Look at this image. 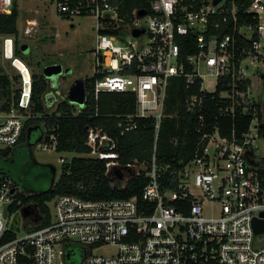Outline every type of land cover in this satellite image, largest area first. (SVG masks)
<instances>
[{
    "label": "built area",
    "instance_id": "2783aa9c",
    "mask_svg": "<svg viewBox=\"0 0 264 264\" xmlns=\"http://www.w3.org/2000/svg\"><path fill=\"white\" fill-rule=\"evenodd\" d=\"M54 1L63 18L95 21V100L104 92L134 95V113L119 116L122 134L136 129L138 119L153 118L157 136L162 119L171 116L165 100L173 78H183L186 88L197 84V95L187 96L184 108L200 122L204 97L216 101L220 116L242 115L250 122L230 138L217 127L203 129L188 161H161L154 145L149 161L124 167L112 138L88 128L87 156L105 160L113 180L126 182L144 172L142 201L60 195L49 225L23 233L18 226L6 242L13 218L29 205L20 206L19 185L0 177V264H66L65 247L71 244L81 248L80 264H264V240L257 241L264 235L253 228L254 219H264V161L256 147L264 133V0H147V8L128 12L123 9L130 0ZM12 3L0 0V10ZM190 34L195 50L182 55L180 38ZM3 53L13 56L11 39L4 38ZM20 64L17 107L0 112L3 149L16 146L25 121L35 117L32 73ZM206 79L213 81L212 90L205 88ZM40 128L45 131V122ZM54 131L53 126L48 141L41 138L36 148L56 152ZM12 206L17 209L11 214ZM105 247L114 251L96 253Z\"/></svg>",
    "mask_w": 264,
    "mask_h": 264
},
{
    "label": "trees",
    "instance_id": "16d2710c",
    "mask_svg": "<svg viewBox=\"0 0 264 264\" xmlns=\"http://www.w3.org/2000/svg\"><path fill=\"white\" fill-rule=\"evenodd\" d=\"M133 7L147 8V0H130L123 10L128 12ZM17 19L16 1H13L9 10H0V36L14 38L13 56L22 60L27 55L18 44ZM194 37L190 34L180 38L182 55L195 50ZM52 40L53 38L50 39ZM95 79V77L85 78L86 101L83 108L78 109L79 106L70 104L67 100H59L56 102L54 111L48 113L44 100L49 88L47 80L42 75L32 74L30 112L35 117L25 121L16 146L0 149V157L10 156L13 149L20 144H23L22 147L25 148L27 131L41 127L42 122H45L42 139L48 141L50 128L54 126L53 134L57 139L55 151L78 156H73L61 164V174L58 180L54 182L52 188L49 187L44 191L32 190L15 174L6 175L22 189L17 196L20 206L29 205L35 217L40 220L37 226H27L26 231L28 232L50 224L51 211L48 203L60 195H73L93 201L137 197L140 202L142 201L141 192L147 182L144 172L131 176L126 182H121L112 179L113 171L106 173L105 160L79 157L90 153V148L86 146L88 128H101L112 138L115 144L112 151L117 154L120 167H124L133 161L138 163L149 161L154 145H156L158 159L161 161H188L194 153L203 129L207 131L212 127H217L223 137L230 138L232 130L238 135L247 129L250 122V118L242 115L234 118L220 116L216 101H211L210 97H204V107L201 112L203 121L200 122L197 115L188 113L184 108L185 98L189 95H197V84L186 88L183 78H173L169 83L165 100L166 113L171 116L162 119L157 136L153 118L138 119L136 129L122 134L118 127L119 116L134 113L135 97L130 93L104 92L100 93L95 100L93 95ZM18 80L19 76H10L0 71V112L9 111L12 106L17 107L19 89L15 88V84ZM16 209V206H12L10 213H15ZM15 237V230H9L2 242L13 240ZM75 250H78L82 258L80 246L71 244L70 247H65V251L70 255H75ZM74 257L69 260L64 257L65 263L78 264Z\"/></svg>",
    "mask_w": 264,
    "mask_h": 264
},
{
    "label": "rangeland",
    "instance_id": "374dc122",
    "mask_svg": "<svg viewBox=\"0 0 264 264\" xmlns=\"http://www.w3.org/2000/svg\"><path fill=\"white\" fill-rule=\"evenodd\" d=\"M18 6L17 24L19 28L18 44L26 45L29 50L26 53L25 59H17L13 56L7 59L2 53L3 42L0 39V71L10 75L18 76L16 67L13 65L14 59L21 61L27 68H30L31 73L43 76V68L60 63L62 65V74L59 78L50 79L47 81L48 86L52 90H58L59 96H56L54 104L47 105L48 113L55 109L56 102L61 100L66 94L70 85L75 80L90 78L93 75L95 67L94 51L96 47L97 33L94 29L95 21L92 18H62L55 9L54 0H13ZM33 22V23H32ZM31 23V24H30ZM27 30V31H26ZM12 40L13 48L15 40L11 37H6ZM53 38L52 41L50 39ZM23 50V47H22ZM66 70V71H64ZM56 84L58 86H56ZM204 86L207 90L214 88V83L211 79L204 81ZM21 83L15 84V88L19 89ZM59 87V89L57 88ZM38 133H34L31 143L37 139ZM258 150V158L264 161V138L260 137L256 142ZM3 149V148H0ZM14 160V165L0 158V169L11 168L15 175L26 185L33 186L36 181L40 185L36 190H46L50 186L51 174L47 165L55 167L56 182L61 174L60 158L65 161L70 160L73 156H78L70 153H57L52 150H41L36 145L32 148V155L29 154L26 148L21 147ZM79 157L88 158L87 155ZM91 158V157H90ZM42 165H46L45 167ZM28 167V168H27ZM46 169L48 175H46ZM37 183V182H36ZM32 184V185H31ZM33 190H35L33 186ZM52 202L48 203L52 209ZM21 220V219H20ZM23 221V220H22ZM40 220L27 221L23 227H20V233L26 226H37ZM264 239L257 238V241ZM114 250L109 247L99 249L98 254H109ZM74 259L78 264L81 263V257L78 250H75Z\"/></svg>",
    "mask_w": 264,
    "mask_h": 264
},
{
    "label": "water",
    "instance_id": "95a60500",
    "mask_svg": "<svg viewBox=\"0 0 264 264\" xmlns=\"http://www.w3.org/2000/svg\"><path fill=\"white\" fill-rule=\"evenodd\" d=\"M215 3H217V0L215 1ZM144 12H139L140 16H143ZM139 33V31H134L133 32V36H137ZM22 49V48H21ZM24 53L28 52V48L27 46L23 47L22 50ZM62 65L60 63H55V64H51L48 65L46 67L43 68V77L48 81V80H52V79H56L59 78L62 74H64V72H62ZM66 71V70H64ZM56 86H58L56 84ZM59 89V87H57ZM57 96L60 95V92L58 90H56ZM85 88H84V82L80 79V80H75L69 87V89L67 90L66 94L63 96V98H61L62 100H67L70 104L79 106V107H83L84 106V102H85ZM40 127L34 128V129H30L27 131V142L28 145H36L37 143H39L41 141V137L37 138L34 143L30 142V137H31V133L35 130H39ZM263 137H264V133H263ZM27 145V146H28ZM28 148V147H27ZM29 152V149H28ZM17 154H21V151H19V153ZM30 154V153H29ZM1 158V157H0ZM42 166H46V165H42ZM46 167L48 168H52V179L50 181V188L53 187L54 185V180H55V167L51 166V165H47ZM4 214H7V205L4 206ZM27 214L26 212V208H24L23 210H21L12 220L11 223V229H15L16 231L19 230V221L20 219H22L23 217H25V215ZM264 215V214H263ZM253 228H254V233L256 235H264V219L260 220V219H254L253 220ZM65 258L68 260L69 258V254L66 253Z\"/></svg>",
    "mask_w": 264,
    "mask_h": 264
},
{
    "label": "flooded vegetation",
    "instance_id": "af4514ba",
    "mask_svg": "<svg viewBox=\"0 0 264 264\" xmlns=\"http://www.w3.org/2000/svg\"><path fill=\"white\" fill-rule=\"evenodd\" d=\"M51 91H53L54 92V95H55V98H56V96H57V93H56V90H51ZM47 94H48V96H50L51 94H52V92H48L47 91ZM52 96V95H51ZM54 100V99H53ZM62 100V99H61ZM64 100V99H63ZM34 133H38V137L37 138H39V137H42V129L40 128L39 130H35V131H33L32 133H31V137H30V142L32 141L31 139H32V137H33V135H34ZM27 145H28V142H27ZM23 146V144H20V145H18L17 147H15L14 149H13V151H12V153H11V155L10 156H8V157H1V159L2 160H4V161H7V162H9L11 165H13V166H15L14 165V160H15V157L17 156L16 155V151L19 149V148H21ZM35 145H28V146H26L25 148L27 149V151H28V149H29V153L32 155V148L34 147ZM28 147V148H27ZM43 167V166H42ZM45 167V166H44ZM28 168V167H27ZM48 168V167H47ZM48 170L50 171V174H51V179H52V168H48ZM48 170L46 169V175L47 176H49L48 174ZM8 174H15L14 173V171H13V169H11V168H8V169H5V168H1L0 169V177H2V176H6V175H8ZM37 182V183H36ZM35 182V184H33V186H34V188L35 189H38V187L40 186L39 184H38V181H36ZM32 185V184H31ZM33 186H29L30 188H32V190H33ZM44 191V190H43ZM26 212H27V214L25 215V217H23L22 218V220H24V221H29V220H31V221H33L36 217H35V213H34V211L31 209V207L29 206V209H26ZM69 254V258L68 259H71V258H73L75 255L74 254H72V255H70V253H68Z\"/></svg>",
    "mask_w": 264,
    "mask_h": 264
},
{
    "label": "crops",
    "instance_id": "0c3cea01",
    "mask_svg": "<svg viewBox=\"0 0 264 264\" xmlns=\"http://www.w3.org/2000/svg\"><path fill=\"white\" fill-rule=\"evenodd\" d=\"M63 18V17H62ZM17 28H18V24H17ZM18 30H19V28H18ZM6 37H11V36H0V39L2 40V42L4 41V38H6ZM21 45V48L22 47H24V46H26V45H22V44H20ZM28 48V47H27ZM2 49H3V45H2ZM28 50H29V48H28ZM2 53H3V51H2ZM7 57V56H6ZM13 56H9L8 55V58H12ZM16 58V57H15ZM17 59H19V58H17ZM16 59V60H17ZM20 60V59H19ZM18 60V61H19ZM19 62H21V61H19ZM22 63V62H21ZM23 64V63H22ZM17 68V67H16ZM52 89H50V88H48V92H52V96L50 95V96H47V97H45V103L48 105V104H50V103H48V102H51V104H52V102H54V100H56V98H55V95H54V92L53 91H51ZM54 99V100H53ZM54 104V103H53ZM47 107V106H46ZM36 220V218L33 220V221H35ZM24 223H27V221H22V219L19 221V225L18 226H22L23 227V225H24ZM27 227V226H26ZM26 227H24V229L26 228Z\"/></svg>",
    "mask_w": 264,
    "mask_h": 264
},
{
    "label": "bare ground",
    "instance_id": "6f19581e",
    "mask_svg": "<svg viewBox=\"0 0 264 264\" xmlns=\"http://www.w3.org/2000/svg\"><path fill=\"white\" fill-rule=\"evenodd\" d=\"M33 23V22H32ZM31 24V23H30ZM21 62H16V66H17V68H22V65L20 64ZM24 67H26L25 65H24Z\"/></svg>",
    "mask_w": 264,
    "mask_h": 264
}]
</instances>
